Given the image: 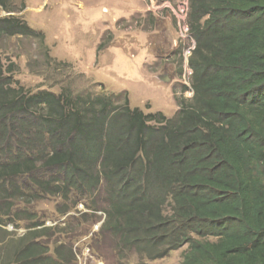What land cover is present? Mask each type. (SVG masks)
I'll return each mask as SVG.
<instances>
[{
  "label": "trees",
  "instance_id": "16d2710c",
  "mask_svg": "<svg viewBox=\"0 0 264 264\" xmlns=\"http://www.w3.org/2000/svg\"><path fill=\"white\" fill-rule=\"evenodd\" d=\"M188 20L193 97L171 118L115 93L31 91L0 54V264L76 263L72 245L38 240L30 209L21 217L20 199L37 194L18 179L41 195L85 193L117 256L187 244L184 264H264V0H190ZM0 33L36 34L12 14ZM16 218L31 221L20 237L6 228Z\"/></svg>",
  "mask_w": 264,
  "mask_h": 264
},
{
  "label": "rangeland",
  "instance_id": "374dc122",
  "mask_svg": "<svg viewBox=\"0 0 264 264\" xmlns=\"http://www.w3.org/2000/svg\"><path fill=\"white\" fill-rule=\"evenodd\" d=\"M9 1L14 12L0 4V17L18 16L36 32L0 33L3 61L26 89L60 93L69 86L82 95L115 93L117 102L128 98L131 107L169 118L178 113L182 99L193 97L190 0ZM17 181L37 194L20 199L21 217L32 211L29 218L43 229L38 240L48 243L50 251L72 245L75 264H184L187 244L155 260L136 251L117 256L114 242L101 233L104 212L89 208L85 193L41 195ZM93 206L98 207V200ZM31 221L17 219L6 228L20 237Z\"/></svg>",
  "mask_w": 264,
  "mask_h": 264
},
{
  "label": "built area",
  "instance_id": "2783aa9c",
  "mask_svg": "<svg viewBox=\"0 0 264 264\" xmlns=\"http://www.w3.org/2000/svg\"><path fill=\"white\" fill-rule=\"evenodd\" d=\"M193 91V89H191Z\"/></svg>",
  "mask_w": 264,
  "mask_h": 264
}]
</instances>
